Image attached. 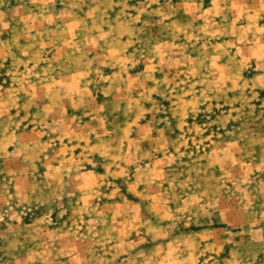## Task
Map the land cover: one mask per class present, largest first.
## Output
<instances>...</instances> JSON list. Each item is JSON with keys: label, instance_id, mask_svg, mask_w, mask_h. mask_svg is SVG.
Instances as JSON below:
<instances>
[{"label": "rangeland", "instance_id": "obj_1", "mask_svg": "<svg viewBox=\"0 0 264 264\" xmlns=\"http://www.w3.org/2000/svg\"><path fill=\"white\" fill-rule=\"evenodd\" d=\"M0 264H264V0H0Z\"/></svg>", "mask_w": 264, "mask_h": 264}]
</instances>
